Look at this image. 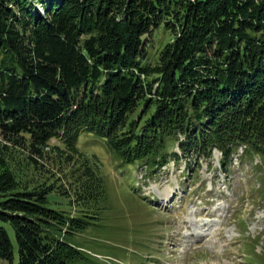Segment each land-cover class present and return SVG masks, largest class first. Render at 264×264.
I'll use <instances>...</instances> for the list:
<instances>
[{
    "label": "trees",
    "instance_id": "1",
    "mask_svg": "<svg viewBox=\"0 0 264 264\" xmlns=\"http://www.w3.org/2000/svg\"><path fill=\"white\" fill-rule=\"evenodd\" d=\"M160 28L171 39L152 53ZM81 134L150 172L175 145L198 166L239 148L264 165V0H0V264L15 261L4 225L16 264L82 259L70 238L106 191ZM19 150L33 169L62 157L72 214L48 206L53 184H22Z\"/></svg>",
    "mask_w": 264,
    "mask_h": 264
},
{
    "label": "rangeland",
    "instance_id": "2",
    "mask_svg": "<svg viewBox=\"0 0 264 264\" xmlns=\"http://www.w3.org/2000/svg\"><path fill=\"white\" fill-rule=\"evenodd\" d=\"M170 39L162 28L156 30L151 52ZM78 147L98 164L106 204L98 220L70 238L83 252L76 264H264V165L258 158H242L239 148L223 169L221 154L213 151L198 166L175 145L179 159L150 172L138 164H122L94 135L81 134ZM12 154L9 165L19 171L22 184H53L58 193L49 195L48 206L73 213L59 194L68 188L67 177L56 166L60 155L49 152L55 166L33 169L26 151ZM4 228L16 264L14 233L9 225Z\"/></svg>",
    "mask_w": 264,
    "mask_h": 264
}]
</instances>
